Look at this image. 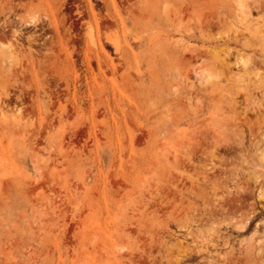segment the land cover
Returning a JSON list of instances; mask_svg holds the SVG:
<instances>
[{"label":"rangeland","instance_id":"374dc122","mask_svg":"<svg viewBox=\"0 0 264 264\" xmlns=\"http://www.w3.org/2000/svg\"><path fill=\"white\" fill-rule=\"evenodd\" d=\"M254 4L0 0V264H264Z\"/></svg>","mask_w":264,"mask_h":264},{"label":"bare ground","instance_id":"6f19581e","mask_svg":"<svg viewBox=\"0 0 264 264\" xmlns=\"http://www.w3.org/2000/svg\"><path fill=\"white\" fill-rule=\"evenodd\" d=\"M240 3H242V1H241ZM255 3L257 4V6H256L257 9H255V10L258 11V9H259V10H261V11L263 12V11H264V0H255ZM256 4H254V5H256ZM240 5H241V4H240ZM205 7H206V6H205ZM245 7H246V6H245ZM179 8H180V7H179ZM204 10H205V8H204ZM142 11H143V10H141V12H142ZM148 11H149V10H148ZM148 11H147V12H148ZM185 11H186V10H185ZM206 11H207V10H206ZM261 11H260V12H261ZM134 12H135V11H133L132 13H134ZM136 12H138V11H136ZM136 12H135V13H136ZM245 12H246V11H245ZM135 13H134V14H135ZM136 14H138V13H136ZM142 14H143V12H142ZM142 14L140 13L139 16L141 17ZM176 14H179V13H177V11H176ZM206 14H207V12H206ZM209 14H210V13H209ZM209 14H208V15H209ZM212 14H214V13H212ZM216 14H217V13H215V15H216ZM242 14L244 15V17L248 18V21H251V23L255 22L256 24H259L258 20H250V13H249V12H247L246 14H245V13H242ZM130 15H131V14H130ZM174 15H175V14H174ZM208 15H206V16H208ZM245 15H246V16H245ZM133 16H134V15H133ZM137 16H138V15L135 16V17H136V20H137ZM183 16H184V15H183ZM140 17H139V19L141 20V18L144 19V17H148V16H146V15L144 16V15H143L141 18H140ZM170 17H171V16H170ZM214 17H215V16H213V19H214ZM167 18H168V16H167ZM210 18L212 19V17H209V16H208L207 19L205 18V19H206V22L203 23V27H204V28H206V27L208 26V20H210ZM216 18H218V17H215V19H216ZM132 19H133V18H132ZM139 19H138V20H139ZM169 19H170V20L172 19V21H173V17H172V18H169ZM215 19H214V20H215ZM149 20H150V19H149ZM175 20H176V19H175ZM168 21H169V20H168ZM168 21H167V22H168ZM212 21H213V20H212ZM135 22H136V21H135ZM179 22H181V21H179ZM202 22H203V21H202ZM148 23H151V22L149 21ZM201 25H202V24H201ZM263 25H264V24H263ZM168 26H169V25H168ZM201 27H202V26H201ZM83 28H84V27H83ZM88 28H89V27H88ZM84 29H85V28H84ZM86 29H87V27H86ZM107 30H108V29H107ZM107 30H106V32H107ZM85 31H86V30H85ZM100 33H101V34L104 33L103 30H102V32H100ZM87 34L90 35L89 32H87ZM101 34H100V37L103 36V34H102V35H101ZM83 35H84V33H83ZM92 35H93V34H92ZM107 35H108V34H106V36H105V40H106L107 42H110V44H111V42L115 41V40H111V38L114 39V37H112V36L110 35V36H111V38H110V36H107ZM113 36H114V34H113ZM82 37H83V36H82ZM91 37H92V36H91ZM115 37H116V34H115ZM83 38H84V37H83ZM102 38H103V37H101L100 39H102ZM102 40H103V39H102ZM117 40H118V39H117ZM103 41H104V40H103ZM103 41H102V42H103ZM107 42H106V43H107ZM93 43H94V42H93ZM106 43H105V45L108 44V43H107V44H106ZM94 44H96V43H94ZM103 44H104V43H103ZM112 44H114V45H113V46H114V50L117 51V50H118V47H117L118 44L116 45V42H115V43H112ZM112 44H111V45H112ZM120 44H122V43L120 42ZM111 45H110V46H111ZM108 46H109V45H108ZM120 47H121V46H120ZM155 47H156V46H155ZM120 49H121V48H120ZM120 51H121V50H120ZM120 51H119V53H120ZM164 52H165V51H164ZM115 54H116V53H115ZM242 64H244V63L242 62ZM147 65H148V64H147ZM244 65H245V64H244ZM242 66H243V65H242ZM20 76H21V75H20ZM127 76H128V75H127ZM205 77L207 78V79H206V83H208V79H209L210 77H212V76L208 74V75H206ZM128 78H129V77H128ZM256 80H257V79H256ZM255 86H257V83H256ZM256 88H257V87H255L254 89H255V90H258V88H257V89H256ZM155 94H156V93H155ZM100 105H101V103H100ZM166 105H167V104H166ZM157 108H159V107H157ZM157 108H156V109H157ZM163 109H164V107H163ZM158 110H159V109H158ZM160 110H162V109H160ZM160 110H159V111H160ZM164 110H165V109H164ZM174 124H175V123H174Z\"/></svg>","mask_w":264,"mask_h":264}]
</instances>
